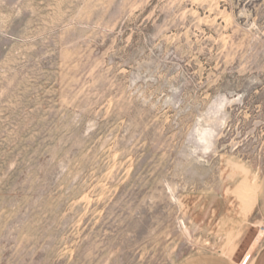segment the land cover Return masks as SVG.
Returning <instances> with one entry per match:
<instances>
[{"label": "rangeland", "instance_id": "374dc122", "mask_svg": "<svg viewBox=\"0 0 264 264\" xmlns=\"http://www.w3.org/2000/svg\"><path fill=\"white\" fill-rule=\"evenodd\" d=\"M263 194L264 0H0V264H246Z\"/></svg>", "mask_w": 264, "mask_h": 264}, {"label": "crops", "instance_id": "0c3cea01", "mask_svg": "<svg viewBox=\"0 0 264 264\" xmlns=\"http://www.w3.org/2000/svg\"><path fill=\"white\" fill-rule=\"evenodd\" d=\"M259 203H260V206L262 208L261 210L263 211V214H264V194L261 197V200ZM261 247L262 248L259 249V251L256 253L255 257L252 256L250 259H247V260H249L248 264L251 263L252 259H253L252 264H264V245ZM245 260H246V258H245ZM203 261H206V260H203ZM234 263L238 264L236 262H234ZM220 264H222V263L220 262Z\"/></svg>", "mask_w": 264, "mask_h": 264}, {"label": "built area", "instance_id": "2783aa9c", "mask_svg": "<svg viewBox=\"0 0 264 264\" xmlns=\"http://www.w3.org/2000/svg\"><path fill=\"white\" fill-rule=\"evenodd\" d=\"M249 260L246 261V264L248 263Z\"/></svg>", "mask_w": 264, "mask_h": 264}]
</instances>
